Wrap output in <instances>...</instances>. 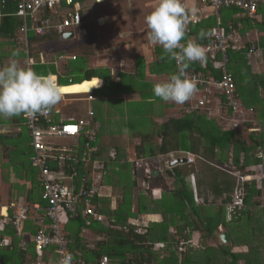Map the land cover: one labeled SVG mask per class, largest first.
Returning a JSON list of instances; mask_svg holds the SVG:
<instances>
[{"label":"trees","instance_id":"16d2710c","mask_svg":"<svg viewBox=\"0 0 264 264\" xmlns=\"http://www.w3.org/2000/svg\"><path fill=\"white\" fill-rule=\"evenodd\" d=\"M76 1L84 2V0ZM197 2L199 1L197 0ZM262 3L264 1L260 4ZM200 5L207 8L208 18L202 19L197 24H191L187 28L186 37L181 43H187L191 38L194 39L193 42L198 44H203L202 41H204V44L208 42L205 35L210 34L214 29L216 19L208 4L200 3ZM13 10L14 3L12 0H8V4L4 9L5 16L0 18V39L6 40L16 48L14 40L22 22L10 15ZM198 15L201 16L200 11ZM202 15L204 16V14ZM219 15L222 19L224 31L234 32L236 35L238 30L241 29L236 16L251 18L247 12L234 7L219 10ZM201 31L205 33L202 39L199 36ZM28 41L31 57L35 61L32 69L44 75H55L57 69L58 73L66 77H73L72 84L59 78L61 86L72 85V89L68 92L76 88V84L88 87L95 83H101L100 91L95 93L96 98H99L102 91L121 88L120 83L122 82L115 84V79L112 78L110 70L105 68L89 69L85 59L82 63L85 66L78 64L80 57L78 59L75 57L74 60H65L64 63L59 64L58 61L50 60L48 54H46V61L41 62L39 59V46L45 42L56 43L59 41L56 36L37 38L34 34H31ZM243 49L237 51L232 47L229 48L228 70L233 75L237 94L239 93V100L247 109L255 110L257 120L262 130H264V83L256 78L244 76L245 66L252 61L250 60L251 57L247 56L248 49ZM50 54H54L53 49L50 50ZM63 54L60 50L55 51L56 56H64ZM155 54L157 56L154 63L159 66L161 71L163 64L169 60L167 58L161 60L160 57L163 54L161 47L156 49ZM135 60L138 62L140 60L139 56ZM170 63L177 72L178 68L175 61L172 60ZM188 69L203 70L200 65H191ZM120 77L125 78L128 75L123 74ZM131 78L133 79V77ZM261 79H264V74ZM136 80L135 77L133 81ZM244 84L245 87H243ZM129 86H131L130 81ZM133 106L139 108L138 106L142 107V103H136ZM256 106L257 109H255ZM204 115L205 113L199 115L198 111H195L192 115L184 112L181 117L171 118L160 129V133H163V128L170 129V132L165 137H159L161 141L157 142L159 143L158 146L150 145L147 151L142 150L143 145L137 147L138 157L145 154L146 158H156L167 154L166 138L169 137V140L174 141L175 146H178V150H173V152L184 153V155L192 154L201 161L206 158H208L206 160H217L222 164L218 166L213 164V170L217 168L228 175L229 173L224 171L225 166H234L243 172L258 169L255 180L245 184L244 205L246 209L237 212L230 222L225 223L224 215L220 214L219 209L217 212L213 211V215H209L206 211H211L210 209L195 205L192 194L184 183V175L175 167L168 166L169 170L166 171V175L175 180L173 190L167 193L168 189L162 176L154 174L152 178L147 179L142 174L138 177L134 175L136 172H132L127 156L123 151L124 148L114 146L117 149L115 157L105 159L104 156L108 154L109 150L108 145L105 144L104 149L95 154V158L104 163L107 176L104 178L103 186L111 188V196L110 198L104 196L96 198L94 203L99 212L112 223L109 226L92 223L89 227L90 236L83 238L84 232L82 229H84L85 220L82 217L77 219L65 217L63 219L64 234L67 239L74 243L70 249L73 253V264H98L103 256L108 258L109 264H264V207L260 200L264 192V172H261V168H259V166L264 165V134L248 135L251 142V144H248L240 133L232 130L224 131L216 124V121L209 120ZM97 120L100 119L97 117ZM102 136L101 131L100 136L98 135L99 145ZM28 144L29 137L25 132L17 135L1 134L0 146L6 150V155L5 162L0 163V169L3 170V173H7L11 168L17 166L18 169L27 173L32 185L31 193H33L38 188V173L30 166L31 150ZM172 145L174 144L172 143ZM258 153H262L263 160L257 157ZM7 181L8 179H6ZM145 184L149 185L148 189H145ZM234 186L235 179L233 178L231 188L225 191L228 194L227 201L230 200L229 195H231ZM164 191L170 194L167 196L168 198L165 197L166 194L162 195ZM155 193H160L161 197L157 198ZM35 201L30 199L29 202L33 203ZM112 203H114L113 206ZM143 214H160L162 222L159 224L151 223L148 227H145L144 233H137L136 228L129 225L128 222ZM175 219H182V221L187 222V226L179 227L175 229L174 234H171L169 229ZM220 225L224 226L227 233L231 235L232 246L218 242L221 233L217 229ZM188 226L190 230H188ZM232 226H236V230H239L241 234V237L237 240L232 239V234L228 232ZM9 228L6 227L4 233L15 237ZM194 231L201 233L203 241H217V247L209 246L195 250L199 247L198 245L189 243L186 244L187 246L184 244L181 246V242L187 243V239ZM36 233L37 229L34 230L33 234ZM157 245L163 247L155 250ZM12 247L15 249L13 252L10 249H0V264H25L24 253L17 249V244H13ZM179 248L185 249L180 251ZM238 248L245 249L237 253L234 252ZM47 253L51 255L47 261L52 262L56 258L55 251L49 247L44 250L43 254L47 255ZM31 255L33 257L30 262L33 263L36 255L33 252Z\"/></svg>","mask_w":264,"mask_h":264},{"label":"built area","instance_id":"2783aa9c","mask_svg":"<svg viewBox=\"0 0 264 264\" xmlns=\"http://www.w3.org/2000/svg\"><path fill=\"white\" fill-rule=\"evenodd\" d=\"M198 1L211 7L216 24L211 33L205 35L208 42L204 44L202 41L203 44H200L205 49L206 62L191 64L200 65L203 70L186 69V75L190 79L195 78L198 82V91L189 101L185 102L189 106L187 109L207 111L209 115L219 118L221 124L224 125V127L221 126L224 131L238 129L241 124H253L245 118L250 112L240 102L233 75L228 70L229 48L232 47L240 51L244 47L239 44V38L234 32L224 31L219 10L234 7L253 17L257 13L258 5L264 0ZM12 2L14 10L10 15L22 22L15 37V44L25 54L26 67L31 68L34 65L29 54L28 37L30 34H34L36 37H43L51 33L64 35L68 30L81 25V8L79 2H75V0H12ZM7 4L8 0H0V18L5 16L4 9ZM206 18L207 16L201 17L198 14L190 15L187 18V25L197 24ZM257 53L258 50L253 45L247 50L249 58ZM70 59L74 60L75 57ZM175 65L178 68L176 62ZM59 77L66 78L62 75ZM55 78L58 84V76ZM66 79L68 82H72L71 77ZM90 101H93L91 94H88L84 99H78L77 102L80 104L71 108L69 116H66L63 113V108L60 109L59 106H54L50 111L37 115L35 118L22 114V122L15 131L18 134L24 130L29 137L30 166L38 173L41 201L44 206L16 207L11 216L9 214L1 216L0 226L10 224L19 234L23 225L29 220L31 211H36V213L44 211L47 221L45 222L44 217H39V227L33 238L34 247L39 256L47 248L55 247L57 264L65 254H71L73 257L70 250L73 242L67 239L63 232L62 221L65 217L70 219L82 217L85 220L82 231L87 234L92 223H101L105 226L112 223L99 212L94 203L96 198L103 197L101 190L103 189L105 167L103 162L95 158V154L98 152L95 146L97 132L93 123L95 113L92 108H88L85 112L79 108L81 102ZM250 116L253 119L251 114ZM227 118L230 119V125L223 122ZM249 131L255 132L257 129L251 128ZM6 133L8 130L0 124V135ZM64 140H71L72 143L67 144L63 142ZM73 141L77 142L73 144ZM115 153V149L111 150L109 158L113 159ZM257 157L263 160L262 153H258ZM184 159L185 163L190 166L195 165V161L199 160L192 154H185ZM143 160L137 157L135 164L141 168L140 172H144V177L150 179L153 177L154 171L147 166L141 167L139 163H143ZM259 168H261V172H264V165ZM224 169V171L228 169L226 172L235 179L229 205L226 207V214L232 218L237 212L245 209V184L255 180L258 169L252 170L253 172H243L234 166H225ZM144 186L146 189L149 188L148 184ZM131 220L129 224L137 227L136 232L144 233L143 219L141 221L139 218ZM188 243L192 244L190 241L181 242L180 245ZM8 244V241H0V246ZM184 249L179 248L180 251ZM98 264H109L108 258L103 256Z\"/></svg>","mask_w":264,"mask_h":264},{"label":"crops","instance_id":"0c3cea01","mask_svg":"<svg viewBox=\"0 0 264 264\" xmlns=\"http://www.w3.org/2000/svg\"><path fill=\"white\" fill-rule=\"evenodd\" d=\"M98 1L100 2L97 3L96 0H84L83 3L82 1L79 2L81 8V25L67 31V33H72L73 36L71 38L65 39L63 35L60 34L58 35L56 33H51L48 35L46 34L45 36H56L59 39V41H57L56 43H52L53 50H55L57 47H62L60 51H63V48L69 47L70 44H72V42H74L76 39L80 38V41L81 39H83L80 37L81 32L89 31L93 35L90 36L91 39L89 40L90 42L89 46L91 47V49H90V54L88 56L92 55L93 57L96 54L97 56L103 58L100 59L96 65H93L92 62L86 61L88 68L89 69L105 68L110 70L112 78L115 79L114 80L115 84L122 82L120 83L121 88L116 90L114 88V90L105 91V92L102 91L101 97L96 98L94 92L100 91L102 87L101 83H95L94 85H89L88 87L79 86L78 84H76L75 85L76 88H73L71 92L68 91L72 89L71 88L72 85L62 86V96L66 97L71 95L72 96L84 95L86 97L88 94H91L93 97V101L86 103L95 102L96 99H98L99 102H101L100 103L101 107L105 110L107 116L110 119L107 120L106 123L102 121L103 120L102 118L98 117L100 120H97V115L94 112L95 116L93 118V123L95 124L96 127L95 130L97 132L96 134L97 140L95 146L97 147L98 151L101 152L102 148L100 149V147H103V140L106 143V141L108 142V140L110 139L107 147L109 148V150L107 153L109 154V152L113 149H115L117 152V149L114 148V146L117 145H114L113 141H111L114 132L116 131L120 133L122 137L125 136L129 137L130 131L138 130V129H140L141 132H144L140 137L141 144L139 146L143 145L142 150L147 151L148 146L150 145L158 146L159 143L157 142L161 141L159 137L161 136L165 137L168 134V132H170V129L163 128V133H160L161 131L160 129L162 125L163 126L166 125L171 118L181 117L182 114H184V112L192 115V113L194 114L195 111L191 109L188 110L187 107L189 106H187L186 103L184 105V104H175L171 102H164L160 98L155 97L153 95V91H152L153 86L156 83L166 81L168 77L171 74L176 73V71L175 68L170 63V61L163 64V68L161 71L159 70V66H156V64L154 63L157 56V54H155L156 49L160 46L152 45L149 42L147 38L148 27L146 26L147 24L145 23V21L143 24V21H137L135 19H131L130 14L132 11L129 10L128 8L131 7L133 1L132 0H98ZM91 2L93 3V5L96 6V11L94 14H92V9L94 7ZM183 3L186 5L187 9H189L190 14L188 13V17L190 15H193L191 9H195L194 14L196 13L198 14V12L200 11L201 17H203L202 14H204V16L209 15L207 8L200 5V3L197 2V0H183ZM98 8H102V10L104 9L107 12L104 11L105 12L104 14H101L94 19L93 16L102 11L99 10ZM108 14L111 15L117 14V16H119L117 18L118 26L116 31H113L112 27L108 29L109 25L107 26L106 22L104 21L100 22V20L102 19L104 20L105 17H107L110 20L111 15ZM124 18L125 19L129 18L131 22L127 20L126 22L121 21L119 23V21L123 20ZM236 19L239 20L238 23L241 28L239 29L240 31L238 30V34H237L239 38V44L245 49H249L253 45L258 50L257 54L251 56L250 60L252 62L250 64H247V66H245L243 72L244 76L247 78L248 77L256 78L257 80H260L261 82L264 83V79H261L264 74V3L259 5L258 11L255 14V16L251 18L236 16ZM93 24L96 25L94 26V28H93ZM188 27H190V24L187 25V28ZM193 40H194L193 38L190 39V41ZM82 44L83 43H80V45L77 46L80 47ZM14 50L21 51L25 57L23 50H21L19 47L14 48L13 45L6 42V40L0 39V66L8 62ZM39 50H40L39 53L40 61L41 62L46 61L45 54H43V50H41L40 46H39ZM55 51H58V49H56ZM29 54L31 57L30 43H29ZM67 54H72V53L69 52ZM67 54H63L64 60H70L71 56L70 57L66 56ZM80 56H84V55H80ZM138 56L140 60L137 62L135 59ZM19 57H21V55ZM16 59L19 60L22 66L26 67L25 62L21 61L22 60L21 58H16ZM123 74L128 75V77L121 78L120 75ZM55 75L65 76L63 74L58 73L57 69ZM131 77H133V79L136 77L137 80L133 81ZM66 78L65 80H67ZM129 81L131 82V86H129ZM68 83L72 84V82L71 83L68 82ZM243 87H245V84ZM240 102L242 103V101ZM136 103L139 104L142 103V107L138 106L139 108L137 107L135 108L133 105H135ZM61 105L62 103L60 102L55 106H59V108L61 109L63 108L61 107ZM242 105L246 108V106L243 103ZM116 106H120L121 110L118 111V113L116 112L115 114H112V116L109 115L111 110ZM257 108L258 107L256 106L255 109ZM247 110L251 112L252 117L256 122V125H253L251 123L249 124L246 123L244 125V129L241 132L239 131V129H235L232 131H235L236 133H240V135H242V133H246L247 136L244 139L248 144H251L248 135L250 134L253 135L255 133L264 134V130H262V127L260 126V123L257 120L258 118L256 116L255 110L252 111L249 109ZM201 113H205L204 116L207 119L216 121V124L223 130V128L219 125V123L221 122L219 118L209 115L207 111H201ZM201 113L198 111L199 115H201ZM21 122H22V114L20 116H15L10 119L0 118V124H2L5 127V129L8 130L9 134H13V135H17L15 131L17 127L21 124ZM116 122L120 123V127H118L117 125L115 126ZM251 128H256V129L259 128L260 130L258 129L257 130L258 132L257 131L250 132L249 129ZM101 131L104 137L103 136L101 137L100 141L102 143L99 145L98 135L100 136ZM23 132L26 133V131L24 130L21 133ZM63 142H66L67 144L72 143L71 140H64ZM76 142L77 141H73V144H75ZM172 143L174 145L171 146ZM166 144L168 145L166 146L167 149L166 151H168L167 154L156 158H148L149 161L151 162L155 161L159 164L158 166L159 171L157 169H153L154 171L153 174L162 176L164 178L166 186L172 188L173 190L174 187L173 183L175 180L168 177L166 175V171L169 170L168 166L175 167V169L179 170L181 174L184 175L183 178L184 183L188 191L191 192L195 205L210 209L211 211L209 210L206 211L209 215H213L214 214L213 211L217 212L219 209L220 214L224 215V222L225 223L228 221L230 222L232 218H229L228 214H226V207L227 205H229L230 200L227 201L228 194H226L225 191L231 188L233 176H231L230 174L227 175L220 170L219 171L213 170L212 169L214 166L213 164L217 166L222 164L217 160L214 161H212V159L206 160L208 158H206L205 156L204 158L206 159L204 161L196 160L195 165L190 166L182 162L184 157L182 159H177L176 156H178V152H173V150H178V146H175L174 141H170L169 137H167ZM102 154H106V153H102ZM108 154L104 156L105 159L109 158ZM140 156L141 157L139 158L142 159L146 158L145 154ZM171 160H173V162H170ZM161 162L163 163V165H160ZM16 169L17 166L15 168H11L7 173L6 172L3 173V170L0 169V184H2L4 188L6 187V189L8 190V192L7 190H1L2 188L0 187V219L1 216L5 214H9V216H11L14 213L15 208L19 206H24V205L44 206V203H42L41 201L39 183L37 182L38 188H36V190H34V192L31 193L32 185L30 183V180L27 184V182L25 183L24 179L17 178L16 172L13 171ZM14 172H15V177L13 176ZM106 176L107 174L105 173L103 177L106 178ZM6 179H8L7 182ZM14 184H16V187H14ZM25 184H27V188L25 187L26 186ZM105 189H108L110 192L108 194H103V190ZM167 193H165L166 195L164 194L166 198H168L167 196L170 195ZM101 194L104 197L110 198L111 188L103 186V189L101 190ZM155 194L157 195L158 198V195L160 193H155ZM263 198H264V192L262 193V196L260 198L261 202H263ZM30 199L36 201L30 203L29 202ZM113 205L114 203H112V206ZM38 213H36V211H31L29 213L30 216L29 220L23 225L19 234L10 224H4L3 226H0V241L5 240L8 241L9 243L7 246H0V249L2 250L10 249L11 252H13L15 249L14 247H12V245L17 244V249L20 252L24 253L23 257L24 259H26L25 264H52V263L57 264V256L51 262V261H47L51 257L50 253H47V255L42 254L41 256H39L35 251L33 238L36 234L34 235L33 232L35 229H38L39 227V221H40L39 217H44L45 222L47 221L44 211H40ZM138 218L140 219V221L143 219V225L145 227H148L151 223L159 224L162 222V216L160 214H148V215L143 214V215H139ZM182 226H187V222L182 221V219L181 220L175 219V222L172 224V227H170L169 232L171 234H174L175 229H178L179 227ZM6 227H10L9 229L12 230L13 235L15 237L4 233ZM188 230H190L189 226H188ZM217 230L220 233L225 232L224 226L221 225L218 226ZM89 233L88 234L84 233L82 237L88 238V236H90ZM197 233L199 232L198 231L192 232V234L195 235ZM193 240H194L193 236H190V238L187 239V242L190 241L192 242ZM208 242L209 244L216 243L214 241L212 242L208 241ZM50 248H52L55 251V247H50ZM238 249L244 251L245 248H238ZM32 252L33 254L36 255L35 260H33V263L30 262V259H32L33 257L31 255Z\"/></svg>","mask_w":264,"mask_h":264},{"label":"clouds","instance_id":"9594fccd","mask_svg":"<svg viewBox=\"0 0 264 264\" xmlns=\"http://www.w3.org/2000/svg\"><path fill=\"white\" fill-rule=\"evenodd\" d=\"M191 12L194 14L195 9H191ZM188 13L183 0H159L145 17L147 38L152 45L162 48L161 60H174L178 65L176 73L153 86V95L164 102L184 104L189 101L198 91V82L186 75V69L193 63H204L207 59L205 49L200 44L193 41L181 43L186 37ZM204 35L203 31L199 34L201 39ZM19 56L20 51L14 50L8 62L0 66V118L10 119L21 114L35 118L50 111L62 100V86L56 83V75L37 73L32 69L34 60L31 68L22 66L16 59ZM72 262V255L65 254L58 264Z\"/></svg>","mask_w":264,"mask_h":264},{"label":"rangeland","instance_id":"374dc122","mask_svg":"<svg viewBox=\"0 0 264 264\" xmlns=\"http://www.w3.org/2000/svg\"><path fill=\"white\" fill-rule=\"evenodd\" d=\"M133 1V3L131 4V7H129L128 9L129 10H131L132 12H131V14H130V17H131V19H135V20H137V21H143V24H144V21H145V17L147 16L146 14H148V13H150L156 6L155 5H157L158 4V2H159V0L158 1H156V0H132ZM96 2L98 3V2H100V1H98V0H96ZM92 3V2H91ZM92 5H93V3H92ZM93 9H92V14H94L95 13V11H96V6L95 5H93ZM99 10H102V8H98ZM104 11H106V10H102L100 13H98V14H95L93 17H94V19L97 17V16H99V15H101V14H104L105 12ZM107 12V11H106ZM106 15V14H105ZM104 15V16H105ZM108 15H111V14H108ZM121 15V14H120ZM119 16H117V14L115 15V14H112L111 15V19L109 20L107 17H105V19L103 20H100V22H106L107 23V26L109 25V27H108V29L110 28V27H112L113 28V31H116V29H117V24H118V22H117V18H118ZM94 19H93V21H94ZM127 20H129L130 21V19L128 18V19H123V20H120L119 21V23L122 21V22H126ZM131 22V21H130ZM97 23H99V22H97ZM113 25V26H112ZM94 26H96L95 24H93V28H94ZM139 26V25H138ZM147 26V25H146ZM106 27V26H105ZM132 28H133V26H132ZM130 30H132V29H130ZM111 31V30H110ZM94 32V31H93ZM91 35H93V34H91L89 31H85V32H81V35H80V37L81 38H83V39H81V41H80V38H78V39H76L74 42H72V44H70V46L69 47H65V48H63V51H62V54L64 53V54H67V53H69V52H71L72 54H75V55H72V54H67L66 56H71V57H77V59L80 57V59H79V61H78V64H82L83 62H84V59L88 62H92V64L93 65H96L98 62H99V60L100 59H102L103 57H99V56H97L96 54L92 57V55H90V56H88L89 54H90V49H91V47L89 46V44H90V42H89V40L91 39L90 38V36ZM93 40V39H92ZM92 40H91V42H92ZM70 43V42H69ZM80 43H83L80 47L79 46H77V45H80ZM40 48H41V50H43V54H48V58L51 60V59H53V60H55V61H58V63L59 64H62V63H64L63 61H65L63 58H58V56H56L55 55V50L56 49H58V50H60V49H62V47H57L55 50H53L54 51V54H50V50H52L53 49V45H52V43H48V42H45V43H42L41 45H40ZM94 48V47H93ZM96 48V47H95ZM139 51V50H138ZM20 55H21V57H17V58H21L22 60L21 61H23V62H25V57H24V55H23V53L20 51ZM80 55H84V56H80ZM63 57V56H62ZM83 66H85V64H82ZM63 73H64V68H63ZM59 84H61V83H59ZM95 93H96V91L94 92V95H95ZM85 98V96L84 95H77V96H66V97H63L62 96V100H61V103H62V105H61V107H63V113L66 115V116H69V112H70V110H71V108L73 107V106H76V105H79L80 103H78L77 102V100L78 99H84ZM82 104H81V106L79 107L83 112H85L88 108H90V107H92V110L96 113V115H97V117H99V118H102L103 120L102 121H104L105 123L107 122V120H109L110 118L107 116V113L105 112V110L101 107V105H100V103L101 102H99V100L98 99H96V101L95 102H92V103H84V102H81ZM244 107V106H243ZM245 108V107H244ZM121 109H120V106H116V107H114L112 110H111V112L109 113V115H111L112 116V114H115L116 112L118 113V111H120ZM199 112H201V111H199ZM70 115H73V114H70ZM110 116V117H111ZM247 120H249V121H251L254 125L256 124V122L254 121V119H252L251 118V116H250V114L248 115V116H246L245 117ZM101 121V122H102ZM224 123H226L227 125H230V119L229 118H227L226 120H224L223 121ZM219 123V122H218ZM222 122H220L219 123V125L220 126H222V127H224V125H222L221 124ZM118 126V127H120V123L119 122H116V124H115V126ZM138 129V128H137ZM238 129H239V131L241 132L243 129H244V125L243 124H241L239 127H238ZM260 130V129H259ZM142 133H144V132H141V130L140 129H138V130H132V131H130V135H129V137H127V136H125V137H122L121 136V134L120 133H118V132H114V135H113V137H112V140L111 141H113V144L114 145H117V146H120L121 148H124V153L126 154V156H127V159H129V163H130V166H131V170H132V172L133 171H135L136 173H134V175L136 176V177H138L139 175H143L144 176V172H140L141 171V168H139V166H138V164L136 165L135 163H136V160H137V156H138V154H137V151H136V149H137V147L141 144V141H140V137L142 136ZM247 135H246V133H242V135H241V137H243V138H245ZM104 137V136H103ZM139 138V139H138ZM103 140V139H102ZM110 140V139H109ZM109 140H108V142L106 141V143L104 142V140H103V147H100V149L102 148V149H104V145L106 144V145H108V143H109ZM102 143V142H101ZM110 144H111V142H110ZM126 144H128V145H126ZM150 145V144H149ZM142 146V145H141ZM141 146H139V147H141ZM148 146V145H147ZM149 147V146H148ZM5 155H6V150H4V148L3 147H1L0 146V163H2L3 161L5 162ZM109 155V154H108ZM177 157V159H182L183 157H185V155H184V153H178V156H176ZM144 160V162L143 163H139L140 165H141V167H143V168H145L146 166L148 167V168H150L151 170H153V169H157L158 171H159V168H158V166H159V164L157 163V162H151V161H149L148 160V158H143ZM175 160V159H174ZM171 162H173V160H171ZM160 165H163V163L161 162V164ZM157 167V168H156ZM13 171H15L16 172V176H17V178H22V179H24V181H25V183L27 182V184H28V182H29V176H28V174L27 173H25V172H23V171H21L20 169H16V170H13ZM216 171H219V169H217L216 168ZM226 171H228V169H226ZM15 172L13 173V176L15 177ZM27 184H25L26 186V188H27ZM0 187L2 188L1 190H7L6 189V187L4 188V186L2 185V184H0ZM14 187H16V184H14ZM145 189H146V187H145ZM167 192L168 191H172V188H169V187H167ZM7 192H8V190H7ZM110 191L108 190V189H105V190H103V194H108ZM163 194H165V191H164V193H162V195ZM158 197H161L160 195L158 196ZM262 203V206L264 207V198H263V202H261ZM227 211V210H226ZM135 219H138V217L137 218H134L133 220H135ZM130 221H132V220H129V222ZM128 222V223H129ZM130 225V224H129ZM137 225H138V223H137ZM140 227V226H139ZM236 226H232V228H228L229 230H228V232H230L231 234H232V239H235V240H237V239H239L240 237H241V234L239 233V230H236V228H235ZM238 227V226H237ZM135 228H137V227H135ZM231 230V231H230ZM224 231H226V228H224ZM227 232V231H226ZM191 236H193V241H192V244H195V245H198L199 247L198 248H196L195 250H198V249H204V248H206V247H214V248H216L217 247V241H216V243L215 244H212V243H210L209 244V242L208 241H203L202 240V237H201V233H197L196 235L195 234H192ZM229 238H230V240H229V242H227V243H222V244H225V245H228V246H232V243H231V235L229 236ZM220 240V239H219ZM218 240V242H221V241H219ZM238 243H239V241H238ZM236 248V247H235ZM157 249H159V247H158V245L155 247V250H157ZM239 251H242L241 249H235V251L234 252H239ZM242 264V263H241Z\"/></svg>","mask_w":264,"mask_h":264},{"label":"water","instance_id":"95a60500","mask_svg":"<svg viewBox=\"0 0 264 264\" xmlns=\"http://www.w3.org/2000/svg\"><path fill=\"white\" fill-rule=\"evenodd\" d=\"M72 36H73L72 33H66L63 35V37L65 39L71 38ZM182 162L185 163V160L183 159ZM219 239H220L221 243H227L230 240L229 235L226 232L221 233L219 236Z\"/></svg>","mask_w":264,"mask_h":264},{"label":"bare ground","instance_id":"6f19581e","mask_svg":"<svg viewBox=\"0 0 264 264\" xmlns=\"http://www.w3.org/2000/svg\"><path fill=\"white\" fill-rule=\"evenodd\" d=\"M228 58H229V55H228Z\"/></svg>","mask_w":264,"mask_h":264}]
</instances>
